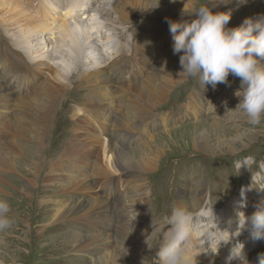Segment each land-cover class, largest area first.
I'll return each instance as SVG.
<instances>
[{"label":"rangeland","instance_id":"rangeland-1","mask_svg":"<svg viewBox=\"0 0 264 264\" xmlns=\"http://www.w3.org/2000/svg\"><path fill=\"white\" fill-rule=\"evenodd\" d=\"M39 1L0 0V84L12 96V102L7 104L3 102L4 104L0 105V116H2L0 131L5 133L0 139V200H7L10 203L14 219L11 229L0 232V264H86L89 261L88 255L85 253L76 255L72 243L84 242L91 237L97 239L101 235L114 232V225L109 221L113 219L121 223V213L116 212L119 206L113 210L112 219H107L101 212H97L95 217L90 219L91 221H83L82 225L72 222L58 224L54 219V210L58 202L68 203L71 209L74 207L73 200L78 195L102 200L97 187L103 181L114 177L112 171H108L105 167V159H101V142L86 137V133L91 135L95 133L91 121L86 117L88 114H85L82 120H75L77 118L75 113L79 110L77 104L87 95L83 89L86 85L80 83L75 74L78 67H82L80 59L83 53L76 55L68 48L62 49V58L65 62L63 68L65 75L69 77L67 83L69 85L73 82L75 86L59 94L54 114L49 116L56 117L54 120L51 118L53 124L51 123L50 129L45 130L41 138L35 132L38 129L35 126L41 118L37 114V107H42L48 95L55 93V88L61 84L56 80L54 69L33 65L29 57L24 60V55L20 51L26 49L24 44L30 41V35L41 29L43 22L40 20L56 27L62 22V18L64 19V12L58 11L48 1ZM100 2L103 14L101 21L105 27L102 30L110 37L115 36L118 43L127 39L128 31L139 24L141 19L147 20L148 27H154V29L149 28L146 34L148 39L156 35L164 38L170 32L168 20L191 22L197 18L195 14L199 8L204 6L210 7L213 13H218L212 0H194L191 3L186 0H150L152 12H146L144 15L133 14L122 31L121 26L116 24L114 12L124 7L127 0H120L118 3L116 0ZM227 2L232 15V21L227 25L230 29L243 26L247 19L256 22L264 18V0H227ZM35 5L41 7L31 10ZM40 8L47 15L39 13ZM176 12L178 16L173 15ZM33 29L37 31H31ZM42 41L41 38L40 42ZM50 45L46 44L45 52H52V55L57 47L61 49L56 34L51 38ZM100 45L96 46L101 47ZM18 49L20 51H17ZM181 55L183 53L174 54L173 47L152 54L150 59L153 60L154 65L146 79L138 84L127 85L136 93L125 91L138 98H140L138 94L145 96L146 102L139 107H148L147 105L152 107L149 112V122L155 121L162 111L177 112L179 107H182L181 104H187L189 99H193L195 103L194 106L191 104L192 110L200 111V114H194L191 123L167 127L138 147H125L128 155L121 161L124 164H131L133 169L128 170L130 175L132 174L129 177L130 181L120 187L118 198L130 192L127 196L135 195L136 204L143 206L140 215L134 216L137 220L142 219V222L132 233L138 238L139 251H142L139 245L144 243L140 241L153 223L151 221L148 225V220H153L157 216L156 222L163 221V216L173 209L176 203L194 212L197 209L196 205L208 203L207 197L210 191L218 195L220 203L226 202L235 194L239 186H246L247 189L248 183L256 180L258 173H262L258 165L264 162V122L254 126L248 122L242 109L237 110L242 102V97L235 96V92L241 89L240 78L230 75L228 84L221 83L215 88L211 85L205 87L203 94L201 89H197L194 93L195 88L199 87L198 77L181 78L178 75L182 71L179 62ZM261 63L264 64V60H261ZM115 64L119 67L121 61L117 58ZM135 69L137 70L138 67ZM36 71H42L44 74L41 75L43 78L38 85L33 86ZM21 75L31 79L26 87L20 84ZM7 81L16 89L17 94L9 90ZM221 101H224L223 105H220ZM198 105L202 106L198 107ZM108 108L105 116H115L110 113V107ZM220 108L222 111L219 114L214 113V110ZM208 112L210 116H207ZM43 114L47 116L45 111ZM80 123H83L82 126H79ZM77 129H80L78 138L75 136ZM141 129V126H134V135H138ZM112 133L118 134L113 131ZM75 138L76 141L71 145ZM228 146L235 150H228ZM192 154L214 157V160L194 162L187 158ZM239 154L241 158L247 159L250 170L246 164L244 165L246 167L237 170L238 161L232 158ZM179 158L183 160L175 161ZM146 159L150 161V169L141 172L138 166ZM163 160H166L170 167L168 172L161 174L158 170L159 163ZM88 165L93 167V171L89 174ZM213 168H216V173L210 174ZM128 171L125 170V173ZM156 171L158 176L153 177L150 182L152 174ZM51 175L54 176L53 179ZM48 179L51 180L48 182ZM258 179L259 181L255 182L257 190H262L264 174ZM53 192H56L55 195ZM256 200L258 204L264 203V196L259 195ZM117 204H120V200L115 205ZM210 205L213 208V204ZM110 207L113 208L114 203H111ZM190 211L186 212L191 213ZM69 218L74 219L75 215ZM164 222L161 224L162 234L165 232ZM225 225L220 224L221 227L227 228L228 226ZM200 233L199 230L198 235ZM245 234L249 240L243 238L239 242L245 244L248 264H255L260 255L264 254V240H252L250 231ZM249 241L252 242L251 246ZM228 246L233 247L231 243H228ZM124 248V245L116 247L117 252H126V256L128 251L123 250ZM153 248H145V250ZM97 251L102 253L101 256L109 254L104 250ZM211 251L215 252L213 249ZM230 251L231 249L225 253L219 251L218 255L205 254L210 260L220 262L224 261V256L228 257ZM232 264H241V262L234 260Z\"/></svg>","mask_w":264,"mask_h":264},{"label":"bare ground","instance_id":"bare-ground-1","mask_svg":"<svg viewBox=\"0 0 264 264\" xmlns=\"http://www.w3.org/2000/svg\"><path fill=\"white\" fill-rule=\"evenodd\" d=\"M43 1H48V3L56 7L58 11L60 10L61 12H64V19L62 18V22L59 25H56V27H53V25L50 23L49 25H47L46 21L40 20L41 22H43L41 29L39 31H37V29L31 30L37 32L30 35V41L24 44V47H26V49H22V51L18 49L17 51H20V53L24 55V60L29 57V59L31 60L30 62L33 65H38V67L48 66L51 69H54L56 71V80L61 85H57V88H55V93L48 95L46 102L42 107H37V114L41 118L38 120L37 126H35L38 127L37 131H34L41 138L45 130L48 131L50 129L52 119L54 120L56 119V117L53 118V116H49L51 114H54V110L57 105V98L60 97L59 94L67 89H70L72 86H75L73 82L68 85L67 82H69V77L65 75V69L63 68L65 62L62 58V49L68 48L73 54L80 55V53H83L82 59H80V62H82V67L79 66L75 74H77L78 76V81L86 85L83 89L87 94L84 98L81 99L80 103L77 104L79 110L75 113V115H77L75 116L77 117L75 120H82V118H84V116L82 117L83 114L94 113L96 114V116L104 117L106 111L109 109L108 107L112 105V108L116 110L118 109V114L115 116H105L108 120L110 129L114 133H120L124 138L134 137V126L143 127L145 123L149 122V112L151 111L152 107H150L149 105H147L148 107H139L140 105H142V103L146 102L145 96L143 94L137 93L140 96V98H138L136 95L130 93L133 91L136 93V91L132 88H129L127 85H119L120 83L114 81L113 78L108 75L105 68H103L104 63L102 60V56L104 54H101L100 47H98L99 45H96L102 44L103 42H105V40H110L111 37L102 30L105 29V27L103 26L104 24L101 22L100 17L97 15V13H95L94 15H87V20L85 22L82 21L83 16L81 15V13L82 10L86 7L84 5H87L89 0H40L39 2ZM186 1L188 3H191L194 0ZM212 3L218 13H230L227 0H212ZM40 10L42 11L41 8ZM146 12H152L150 0H127V4L124 7L120 9L118 8L114 12L116 24L121 26L120 29L123 31L125 23L130 20L133 14L144 15L146 14ZM173 15L178 16V13L176 12ZM46 28L48 29L47 31ZM148 28L154 29V27L151 26H149ZM23 31L26 32L25 30ZM54 31H56L55 34L57 35L58 40L61 44V49L57 47L52 55V52H45L46 44L40 42V39L42 38L43 41H46V36H49L47 33H53ZM94 35L97 36V42L92 41ZM116 59L117 57H115L112 53L110 57L106 59V61H112L115 64ZM68 68L66 70H68ZM87 85H89L88 88H86ZM116 86L117 88L115 90L114 87ZM116 96L118 97L119 102L115 101ZM11 97L12 96L9 92H7V89L0 84V105H3V102H5L6 104L12 102ZM44 111L47 116H44ZM82 124L83 123H80L79 126H82ZM79 131L80 129H77L75 132L76 138H78ZM76 138L72 141L71 145L74 144ZM227 148L228 150H235L230 146H228ZM126 150L127 148L120 147L115 144H111L108 148L101 149V159H105V167L108 169V171H112V177H115L116 175L114 173L118 171L125 173V170L128 171L133 169L131 167V164H124L121 161L123 157L128 155V151ZM138 168L141 172L150 169V161L146 159L140 166H138ZM53 178L54 176L51 175V179ZM50 180L48 179V182ZM141 187L142 186H140V188ZM55 193L56 192H53V195H55ZM128 193L130 192H127L120 197V200L125 197L126 198L124 199V203L116 208V212L121 213L120 220L122 222L120 223L119 221L118 224L113 226L114 232L107 235H101L97 239L91 237L89 239H86L84 242L76 241L72 243L71 246L73 247V252L76 253V255L84 253L88 255L89 261L86 264H131L129 263V258L132 256V254H129L130 256L127 259L125 256L126 252H117V245H124L125 248L123 250H127L132 253L139 252L138 238L132 235V233L134 230H137L139 228L142 222V219L137 220L134 218V216L140 215L143 206H138V204H136L135 202V195L129 194V196H127ZM138 194H136V196H138ZM120 202H122V200ZM73 203L74 207H72L71 209L69 208L68 203L66 204L64 202H58L56 204L54 210V219L57 220L58 224H66L72 222L76 223L77 225H82L83 221H91L90 219L94 218L97 212H101L102 215L105 216V218L111 219L109 217V211L112 209L110 207L111 203L103 198L102 200H96L86 198L83 195H78L75 200H73ZM245 207L247 209L248 206L246 205ZM257 207L258 206H250V208L244 211V213L247 216H251L257 210ZM182 209H184V206L182 207ZM250 209H253V211H250ZM238 211H240V209L238 208H235V211L232 210L231 218L227 219L224 222L227 224L225 226L229 227V221L233 218H236V213ZM71 215H75V218H69V216ZM193 223L201 231L200 235H198L193 240L191 253L193 256H198V264H226L227 256L223 257L224 261L219 262L217 260H210L205 253L200 254L201 249L197 247V241L204 240L209 233H213L218 238L215 242L212 243L211 249H213L214 251L219 249V251L225 253L227 252V250L232 249L228 246V244L221 245V240L227 241L231 238L228 232L223 231L228 227L223 228L219 224L216 229L214 227L212 229H209L203 227L204 225L202 226L203 228L199 227V224L194 219ZM231 228L232 231H235L236 225L232 224ZM247 231L249 230L246 229L242 232V234L238 237V241L243 238L249 240L248 236L245 234ZM204 233L206 234L204 235ZM235 243L236 240H233L231 242L233 246ZM249 243V245L251 246L252 242L249 241ZM205 247H208V245L206 244ZM97 250H104V252H109V254L101 256L102 253H99ZM246 251L247 250H245V253Z\"/></svg>","mask_w":264,"mask_h":264},{"label":"clouds","instance_id":"clouds-1","mask_svg":"<svg viewBox=\"0 0 264 264\" xmlns=\"http://www.w3.org/2000/svg\"><path fill=\"white\" fill-rule=\"evenodd\" d=\"M195 16L197 18L191 22L167 21L174 38L173 52L183 53L179 61L182 71L178 75L181 78L198 77L201 85L210 83L213 88L221 83L228 84L230 75L240 78L241 89L235 92V96L242 97V102L237 110H243L250 124L261 125L264 122V64L261 63L264 60V18L256 22L247 19L243 26L230 29L227 25L232 19L231 13H213L210 7L204 6ZM245 164L249 168L247 161L237 162V170L240 171ZM244 192L242 189V197ZM245 206V203H240L241 208ZM232 224L236 225L235 231H232ZM13 225L12 206L7 200H0V232L11 229ZM164 227L156 264H198V256L191 254L193 240L199 231L193 223L192 214L176 207L170 216L165 217ZM246 229L250 231L252 240H264V203L251 216L238 211L236 219L230 220L229 227L223 230L231 238L221 240V245L236 240L226 264H232L234 260L248 264L245 244L238 241ZM217 238L209 233L204 240H198L200 254L218 255L219 249L211 251L212 243ZM206 244L208 247H205ZM259 264H264V254L260 255Z\"/></svg>","mask_w":264,"mask_h":264}]
</instances>
